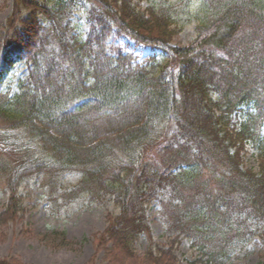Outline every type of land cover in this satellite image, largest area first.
<instances>
[{"label": "trees", "instance_id": "1", "mask_svg": "<svg viewBox=\"0 0 264 264\" xmlns=\"http://www.w3.org/2000/svg\"><path fill=\"white\" fill-rule=\"evenodd\" d=\"M190 8L195 35L175 46ZM120 39L163 63L140 64ZM16 41L26 74L0 93V241L24 223L20 184L38 178L55 214L84 199L106 211L88 264L98 253L181 264L182 240L197 264H224L251 239L264 247V0H12L3 44ZM152 205L164 242L150 234ZM43 237L52 249L88 242Z\"/></svg>", "mask_w": 264, "mask_h": 264}, {"label": "rangeland", "instance_id": "2", "mask_svg": "<svg viewBox=\"0 0 264 264\" xmlns=\"http://www.w3.org/2000/svg\"><path fill=\"white\" fill-rule=\"evenodd\" d=\"M140 1L146 5L150 0ZM11 2L12 0H0V93L15 91L18 79L26 74L23 61L25 54L23 44L20 41L13 42L8 46L3 44L4 24L11 10ZM190 11L191 14H181L177 21L180 31L173 38V45L175 46H185L195 35V21L191 8ZM37 18L39 19L40 16ZM73 19L82 22V13L77 12ZM119 41L129 44L127 50H134L140 64L154 67L163 63L159 54L152 61L147 48L133 47L132 43L126 39ZM15 56H20V58H14ZM255 156L256 152L247 145L243 164L256 170L257 160H255ZM68 179L72 180V176ZM19 192L27 206L24 223L22 227L9 225L7 228L1 229L5 239L0 241V257L12 258L23 264H88L89 259L94 254L91 239L105 228L104 215L106 211L84 199L61 210L59 214H55L51 212V209L46 208L45 194L39 187L38 178L23 181L19 186ZM6 199L7 191L3 189L0 181V209ZM147 216L152 239L164 242L163 226L157 218L154 205L147 209ZM20 230H23V235L19 233ZM51 230L64 231L68 240L74 242L80 241L83 237L87 238L88 242L74 250L68 248L52 249L45 240H42L45 239L44 234ZM37 235H39L41 242ZM253 240H249V243L242 250L237 251L224 264H264V247L252 242ZM146 243L147 240L143 237L135 242L134 247L137 253L144 250ZM177 256L181 264H197L195 262L197 253L189 247L186 240H182L178 245ZM95 264H104L101 262L100 253L96 254Z\"/></svg>", "mask_w": 264, "mask_h": 264}]
</instances>
